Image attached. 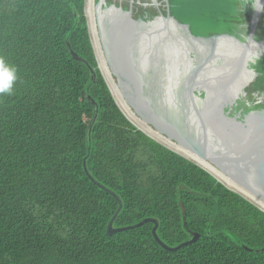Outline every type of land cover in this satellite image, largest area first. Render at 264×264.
Segmentation results:
<instances>
[{
  "label": "trees",
  "instance_id": "16d2710c",
  "mask_svg": "<svg viewBox=\"0 0 264 264\" xmlns=\"http://www.w3.org/2000/svg\"><path fill=\"white\" fill-rule=\"evenodd\" d=\"M82 11L0 0V56L19 74L0 96V264H264V213L123 117ZM106 190L113 228L155 219L158 241L151 223L108 236Z\"/></svg>",
  "mask_w": 264,
  "mask_h": 264
},
{
  "label": "water",
  "instance_id": "95a60500",
  "mask_svg": "<svg viewBox=\"0 0 264 264\" xmlns=\"http://www.w3.org/2000/svg\"><path fill=\"white\" fill-rule=\"evenodd\" d=\"M115 1L98 0L95 3V31L106 69L125 104L166 141L205 162L264 204V106L233 111L236 100L245 95L244 89L255 77L254 72L247 69L252 61L250 52L255 45L240 43L226 35L193 36L187 25L168 17L160 16L150 21L133 19L131 13ZM90 45L96 68L112 97L98 67L91 40ZM67 49L75 61L88 67L68 45ZM91 103L93 121L97 107ZM129 123L154 142L198 166L226 189L264 213L192 158L172 150ZM109 193L118 207L106 227L108 236L151 223V234L158 241L155 219L113 228L122 205L118 197ZM180 211L183 227L186 228L181 204ZM189 234L188 241L173 248L159 243L164 249L175 251L198 239V234Z\"/></svg>",
  "mask_w": 264,
  "mask_h": 264
},
{
  "label": "flooded vegetation",
  "instance_id": "af4514ba",
  "mask_svg": "<svg viewBox=\"0 0 264 264\" xmlns=\"http://www.w3.org/2000/svg\"><path fill=\"white\" fill-rule=\"evenodd\" d=\"M98 0H96L97 2ZM110 2V0H102ZM182 1H201V0H117L114 3L120 5L124 10L131 13L133 19H141L150 21L157 17H168L181 25H187L190 34L197 37H208L212 35H226L234 38L240 43H252L250 52L251 62L248 63L247 69L252 70L255 77L249 85L244 89L245 95L236 100L233 111L240 109L260 108L264 106V12L257 13L251 7L245 6L243 0H214L221 2L222 7H228V19L226 20V28L222 32L197 35L192 31L191 25L182 22L179 18L172 15V11L178 8V2ZM205 3L206 5H198L195 7L219 8L220 3ZM264 2V0H262ZM226 4V5H225ZM218 5V6H217ZM244 8V9H243ZM201 15L203 9L198 10Z\"/></svg>",
  "mask_w": 264,
  "mask_h": 264
},
{
  "label": "bare ground",
  "instance_id": "6f19581e",
  "mask_svg": "<svg viewBox=\"0 0 264 264\" xmlns=\"http://www.w3.org/2000/svg\"><path fill=\"white\" fill-rule=\"evenodd\" d=\"M86 14L88 18V24H89V29H90V35H91V40L94 45V51L96 54V59H97V64L98 67L100 68L102 75L104 76V79L106 81V84L108 85V88L111 92V95L117 105V107L120 109V111L123 113L125 118L133 123L136 127L140 128L142 131H144L146 134H148L150 137L153 139L163 143L167 147L171 148L172 150H175L179 152L180 154L186 156L189 159H193L196 163H198L199 166L202 168L206 169L209 173H211L217 180L222 182L226 187L229 189L239 193L242 195L244 198H246L248 201L256 205L258 208L264 211V204H262L260 201L257 199L253 198L250 194L245 192L244 190L238 188L235 186L233 183H231L229 180H227L224 176H222L220 173H218L215 169L207 165L205 162L198 160L194 156L184 152L183 150L177 148L172 144L171 142L166 141L161 135L156 133L154 130H152L150 127H148L145 123H143L139 118H137L130 108L125 104L123 99L121 98L117 88L114 85L113 78L109 75L106 65L102 59V54L97 42V37H96V31L94 28V19H93V5H92V0H87V5H86Z\"/></svg>",
  "mask_w": 264,
  "mask_h": 264
},
{
  "label": "rangeland",
  "instance_id": "374dc122",
  "mask_svg": "<svg viewBox=\"0 0 264 264\" xmlns=\"http://www.w3.org/2000/svg\"><path fill=\"white\" fill-rule=\"evenodd\" d=\"M219 1L214 0H201V1H182L178 2V8L172 11V15L182 20L184 23L191 25L192 31L201 35L205 32L211 31V33L222 32L226 28V20L228 19V7H222L221 2L219 8H214L211 5L207 7H195L198 5H206L205 3H217ZM226 5V4H225ZM218 6V5H217ZM203 9L200 15L198 10ZM261 77H264L262 75Z\"/></svg>",
  "mask_w": 264,
  "mask_h": 264
},
{
  "label": "clouds",
  "instance_id": "9594fccd",
  "mask_svg": "<svg viewBox=\"0 0 264 264\" xmlns=\"http://www.w3.org/2000/svg\"><path fill=\"white\" fill-rule=\"evenodd\" d=\"M95 3L96 0H92L93 6L95 5ZM243 4H244V8L247 5L257 13L264 12V2H262V0H243ZM86 5H87V0L86 2H84L83 0L82 13L85 19L86 30L90 42L91 35L88 24V18L86 14ZM93 19H94V28H95L94 7H93ZM18 81H19V74H18L17 66L7 61L4 57L0 56V96H12L14 94L15 85L17 84Z\"/></svg>",
  "mask_w": 264,
  "mask_h": 264
}]
</instances>
